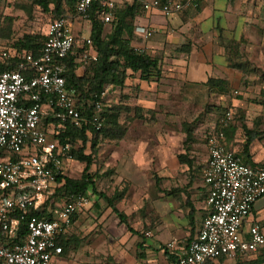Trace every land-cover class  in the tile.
<instances>
[{"label":"crops","instance_id":"0c3cea01","mask_svg":"<svg viewBox=\"0 0 264 264\" xmlns=\"http://www.w3.org/2000/svg\"><path fill=\"white\" fill-rule=\"evenodd\" d=\"M113 1L117 8L132 3ZM240 2L199 0L196 10L169 17L158 11L140 12L135 17L130 46L158 58L159 65L146 80L140 71L126 69L122 88L106 87L104 120L126 131L120 140H106L104 149L98 145L89 171L96 189L100 180L108 182L106 197L125 191L115 209L126 223L100 196L92 195L85 211L73 217L64 235L72 237L73 245L56 264H102L98 258H109L114 264H168L165 253L176 261L197 235L208 211L203 182L207 144L198 137L203 128L215 132L218 118L227 112L233 117L223 128L226 149L247 165L264 167V106L257 105L259 111L252 113L233 97L245 84L242 69L231 68L227 54L228 41L241 30ZM68 17L73 33L89 38L90 23L74 19V14ZM104 27L108 33L110 26ZM136 30L153 34L142 39ZM195 114H199L196 121L190 120ZM174 126L178 131L172 130ZM188 126L191 134L187 138ZM84 153L90 154L89 142ZM96 157L106 159L104 171L96 172ZM72 164L83 165L66 162L64 177ZM61 185L57 184L54 196L62 200V208L68 196L58 190ZM49 209L50 215L60 210L51 205ZM254 224L264 226V197L251 207L243 232ZM172 242L174 249H167ZM139 253L145 255L144 260L136 258Z\"/></svg>","mask_w":264,"mask_h":264},{"label":"built area","instance_id":"2783aa9c","mask_svg":"<svg viewBox=\"0 0 264 264\" xmlns=\"http://www.w3.org/2000/svg\"><path fill=\"white\" fill-rule=\"evenodd\" d=\"M132 1L143 14L158 11L165 17L199 8V0ZM116 9L113 0H76L74 19L89 22L94 11L107 25L115 19ZM71 20L50 21L36 53L17 51L14 43L0 50V63L6 68L0 71V264H56L62 255L57 240L68 234L73 217L90 204L86 195H70L65 205L52 213V220L41 217L50 213L57 180L64 176L65 163L72 161L71 145L61 143L58 136L87 127L100 131L107 109L105 90L98 97L78 100L66 89V68L58 61L74 49L80 51V62L96 59L89 38L76 41ZM152 34L151 30L135 32L142 39ZM231 117L230 112L225 113L218 129L207 138L203 182L208 211L176 264H204L220 258L234 262L264 251V226L254 224L246 233L242 230L251 207L264 197V167L247 165L226 149L223 128ZM86 135L89 137L88 131ZM75 143L81 145V140ZM23 223L26 235L19 236ZM166 247L173 250L174 243Z\"/></svg>","mask_w":264,"mask_h":264},{"label":"trees","instance_id":"16d2710c","mask_svg":"<svg viewBox=\"0 0 264 264\" xmlns=\"http://www.w3.org/2000/svg\"><path fill=\"white\" fill-rule=\"evenodd\" d=\"M30 6L37 7L41 12L50 14L52 19L68 17L74 14L76 0H27ZM140 6L133 2L129 5L117 8L115 11V19L107 24L110 26L108 33H105L104 24L95 16L94 11L90 15V33L89 39L92 41L96 50V59L90 63L80 62V51L74 49L64 59L59 60L66 68L64 75L65 85L68 93L78 100H84L87 97L100 96L108 86L122 88L124 86L126 75L125 70L129 69L133 72L140 71L143 80L148 79L152 70H156L159 65L158 58H152L144 52H138L130 46V40L134 32L133 22L135 17L140 14ZM45 40V37L43 38ZM81 40V36H76V41ZM17 51L33 52L39 49L37 37L26 36L14 43ZM229 66L234 69H241L239 65L231 64ZM15 60L11 61L13 67ZM5 66L0 63V71L5 70ZM78 71L81 74L78 75ZM216 81H209L210 85H216ZM78 107H81L77 104ZM83 108V107H81ZM88 112V110L85 109ZM225 114H223L224 116ZM230 123V122H229ZM228 123V124H229ZM227 124V125H228ZM45 129L48 128L47 122ZM89 132V137L86 135ZM125 127L121 125L113 126L111 123L103 121L102 129L94 131L87 127V130L74 131L66 130L58 136L61 143L66 141L71 145L70 156L73 161H77L84 165L81 177L78 180L68 179L64 176L58 178L57 184L62 183L58 190L63 191L67 196L70 195H98L108 207L115 212L123 223H126L124 216L115 209V204L120 202L125 191L115 192L112 197L108 198L103 193H98L93 177L90 175V167L93 163L92 156L97 154V147L108 139L120 140L125 133ZM224 131V130H223ZM187 138L191 130L189 126L186 128ZM225 134V132H224ZM114 136V137H112ZM81 140V147L75 148V141ZM89 142L90 154L86 155L87 144ZM28 217L32 216L29 212ZM42 218L52 220V215L43 214ZM26 235V227L23 223L20 227L19 236ZM139 236V235H138ZM57 245L61 246L62 253L73 245L72 237L62 235L57 240ZM139 251H143L142 244L137 245ZM168 264H176L175 259L168 257L165 253ZM138 260H144L145 255L139 253L136 257ZM225 262V258H220L216 262H205L204 264H217ZM231 264H264V251L253 256L244 255Z\"/></svg>","mask_w":264,"mask_h":264},{"label":"rangeland","instance_id":"374dc122","mask_svg":"<svg viewBox=\"0 0 264 264\" xmlns=\"http://www.w3.org/2000/svg\"><path fill=\"white\" fill-rule=\"evenodd\" d=\"M240 1L241 30L228 41L227 54L231 64L241 67L245 84L241 85L240 93L233 95V97L246 105L251 112L253 111L252 113H257L255 111H259V109L255 107L261 104L264 106V0ZM52 20L50 14H45L39 8L30 6L27 0H0V50L4 46L15 43L26 36L37 37L38 43L41 44L47 26ZM198 115L195 114L190 120L195 119ZM222 117L223 115L217 121ZM194 122L188 125H192ZM171 128L175 131L179 129L177 126ZM211 133L209 129L203 128L200 132L201 137H198V139L206 141L207 144V138ZM101 145L100 150L105 148V143ZM74 147L79 148L81 145L76 146L75 143ZM101 158H104V156ZM95 160L96 172L104 171L106 159L102 161L96 157ZM83 167L80 164H72L71 169H68L65 173V177L74 180L80 179ZM108 185L105 179L100 180L97 190L105 194L109 190ZM87 198L91 204V196L88 195ZM51 204L55 209H60L62 200L54 196L51 198ZM104 257L108 258L107 255ZM99 260L101 261L99 262ZM96 261L102 264H114L109 258L105 260L98 258ZM217 264H230V262L223 261Z\"/></svg>","mask_w":264,"mask_h":264}]
</instances>
